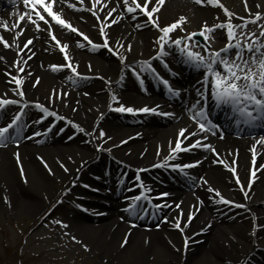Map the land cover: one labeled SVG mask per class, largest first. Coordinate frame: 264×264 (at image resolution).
I'll return each mask as SVG.
<instances>
[{
    "label": "bare ground",
    "instance_id": "1",
    "mask_svg": "<svg viewBox=\"0 0 264 264\" xmlns=\"http://www.w3.org/2000/svg\"><path fill=\"white\" fill-rule=\"evenodd\" d=\"M242 1H244L243 4H240L239 0H227L228 3L223 2V6L240 17H245L247 12L254 14L259 11L256 4H259L261 9L264 8V0H247V10L245 0ZM72 2H75V0H72ZM109 3L115 6V0H109ZM84 4V9H79V5V10L61 5L60 8L55 10L60 11L63 9L66 14L65 18L70 19L75 27L86 33L93 41L100 42L99 27L103 25L87 10L91 6L90 0H84ZM156 6L159 10L158 13L154 14V17L160 26L170 24L181 16L188 17L191 21L189 25L188 19L183 22L184 31L177 29L171 33L170 35L173 38L186 33L190 29L199 31L204 22H207L208 25L223 22V16L218 13L219 11H215L214 7L208 4H198L195 0H165L162 5ZM24 11L29 12L30 9L24 8ZM20 15V10L16 7L5 12L1 21H6L10 25L17 22ZM33 18L35 19V17ZM102 18L103 13H101ZM144 21L145 17L143 15L138 16L136 21L131 20L130 16H125L119 22L105 29L110 42L114 45L117 40L132 45L131 52H128L126 48L121 49L122 54L127 56L125 63L138 60L144 56L149 57L150 48L153 47V43H150V41H156V37L160 34L159 30L154 29L152 25H145L142 28L135 27L137 23ZM25 23L27 22L20 21L21 26ZM39 23L43 28V22ZM52 32L61 43L67 42L69 45L67 51L74 58V62L78 63V72L83 75L102 74L108 83L117 80L120 69L124 65L120 63L115 55L109 57L105 54L106 52L101 51L98 56H95L96 54H91L92 48L87 45L83 47L84 51H82L75 43L76 40L82 39L81 37L54 24H52ZM218 32L223 35L222 30H218ZM0 34H3L5 38H9L11 43L10 37L13 35L11 31L0 28ZM28 36L36 38L30 46L32 52L35 53L31 56V59H27L31 55L27 50L20 53V58L27 60L26 71L31 73V76H25L22 85L26 94L25 99L39 100L59 115L75 118L81 122L82 126L89 125L90 128L99 118L109 114L110 95L108 94V88L102 91L100 87H103V85L101 83L94 85L95 90L89 88L92 91V98L84 101L82 96L78 95L82 92L77 87V81L72 85L73 82L67 80L69 75H73V79H79L80 77L74 76L67 68L53 69L49 67V65L65 63L63 54L60 52L59 47L55 45V42L51 40V36L45 31H36L33 25L27 23L25 32L17 38L20 47H23V41ZM141 41L145 42L144 46L140 45ZM116 46L118 47V45ZM168 49L170 48H166V50ZM97 50H100V48ZM0 55L6 58L3 62H0V95L6 94L7 97L19 99L12 91L15 88L14 83L5 74V69L9 72L13 71L7 66L14 59H17L16 49L4 48L0 45ZM113 56L116 57V60L113 59ZM177 56H180V54ZM89 63L93 68H86ZM21 75L24 74L21 73ZM36 77H39L40 81L33 87ZM199 78L188 80V90L182 87L179 82L175 83L174 86L180 89L181 94L187 99H191L196 95V89L200 86L199 82L201 80ZM125 85L128 89L119 96V101L125 105L136 107L134 104L137 103L128 93L130 92L128 90L145 91L129 79L126 80ZM53 89L66 92L67 95L55 102L49 101L48 97ZM209 97L210 94L207 98ZM65 100L67 103H65ZM154 104L160 106V112L167 108L164 104H158L157 102L148 103L147 105L152 106ZM5 108H9V106ZM28 108L25 112L27 116L35 114L34 111L40 113L39 110L31 106ZM179 117L181 119H175V121H169L168 123L156 121L148 123L142 128L135 127L132 131L133 136L129 139L126 136L132 134L131 132L121 136L117 126L109 123L106 135L110 136L111 140H107V143L102 145V149H108L106 153H103V150L97 151L96 147L94 148L90 135L73 136L63 124L59 127V129L64 128L63 133L56 129L59 134H53L47 146H44L40 144V136H32L35 130L40 126L42 128L43 122L34 123L31 126L27 125L23 128L24 136L18 145L16 143L11 144L8 148L0 145V180L3 178L7 183V201L10 203L11 210L19 213L23 211L38 213L41 210L39 208L43 206L42 200H40L42 196L38 198L39 194L36 193L29 195L31 191L24 189L23 185L17 181L16 172L21 179L27 177L30 181L34 180L35 185L36 180H44V186L48 187L47 184L51 182L50 179L58 182L64 179L67 184L73 180L77 181L86 170H94L91 166V159L96 156H100L102 160L111 159L113 155L124 157L127 163L133 166L132 170L135 172L137 169H149V164L156 163L167 154L169 141L171 140L174 143L176 133L180 127L194 128V122L190 121L188 117L184 115ZM7 119L5 118L3 123ZM136 133H139V135H136ZM258 138L248 135L227 134L221 139L218 135L212 136L209 134L207 142H210L216 148V151L220 154L219 157L206 149L193 148L188 152L178 153L177 158L168 161V163L188 164L199 160V164L186 168L184 171L192 173L195 168H199V177H204L208 183L206 185L203 181L198 180L192 191H185L180 186H172L169 190H166L165 192L170 195L164 197V200L171 203L172 210L167 215V221L157 230L131 227L115 217L112 218L108 213L107 216H104L107 221L98 224L96 227L83 221L77 214L61 221L62 224L58 223L59 227L66 229L69 233L76 234L85 229L82 226H89L91 240L98 241L97 245L100 247L96 248L101 256L108 259L109 264H185L190 256L193 257L196 248H198V251L195 254L198 255L193 260V264H245V261H247V264H253L250 259L256 258L264 249V231L257 230L253 235L252 225L254 222L250 217V212L258 217L264 216V169L255 171L254 175L250 174L253 168L251 145ZM191 139L190 137L189 141H185V143L190 142ZM121 140H126V143L120 144ZM158 145L160 148L159 156L157 155ZM16 147L19 148L17 151H15ZM17 154L19 162L17 161ZM219 159L229 163L230 168H225L217 162ZM233 161H235L234 164ZM111 162L113 165L114 162ZM261 163H264V149L259 150L255 167L258 168ZM233 167L240 178L241 184L245 186L248 199H245V194L240 191V187L235 183L236 177L233 176L231 171ZM249 179L252 180L250 187L247 183ZM209 185L219 189L221 194L227 198L233 199L237 203L246 204L248 207L242 209L219 203L213 198L214 194L208 191ZM4 204V199L1 198L0 211H2ZM176 204L180 205V211L176 209ZM189 211L195 213L191 221L187 220ZM216 213L217 216L214 217ZM124 216H127V213ZM178 216L181 218L180 223L183 232L173 226ZM257 222L264 223V220ZM185 223L187 227H184ZM202 228L203 231H201ZM185 237L188 238L187 244H185ZM90 243L95 244L92 241ZM255 263L262 264L260 259Z\"/></svg>",
    "mask_w": 264,
    "mask_h": 264
},
{
    "label": "snow or ice",
    "instance_id": "2",
    "mask_svg": "<svg viewBox=\"0 0 264 264\" xmlns=\"http://www.w3.org/2000/svg\"><path fill=\"white\" fill-rule=\"evenodd\" d=\"M195 2L198 4L219 5L228 18L223 22H217L212 25H208L207 22H204L198 32L189 31L183 37L176 36L173 38L170 34L175 30L179 29L180 31H184L182 24L187 18L181 16L174 22L160 27L154 14L158 13L159 10L156 5H162L163 0H115V6H112L109 3V0H90L91 6L87 8V10L103 25L99 27L100 42H96L79 28L75 27L70 19L65 18L66 14L63 9L60 11L55 10L56 8H60L61 5L73 10L84 9V0H75V2H72V0H24V6L30 9L29 12L22 13L18 17L17 22L11 23L10 25L6 21H0V28L13 33L10 37L11 43L9 42V38H5L3 34H0V45L4 48L16 49L17 59H14L12 63L7 66L13 71L9 72L5 69V74L9 77L10 81L14 83L15 88H13L12 91L17 97H19V99H17L7 97L6 94L0 95V110H3L7 105L19 106L12 118L6 124H3V126H0V145H5L9 140L17 145L20 143L22 129L27 126L22 117L29 106L39 110L41 113L34 123L39 124L49 117L52 118V122L48 124L47 128L34 131L32 136H40L42 133L47 134L51 132L56 122L59 120L66 121V123L76 129L77 132L85 133V129L81 125L65 116L59 115L56 111L50 110L45 103H41L39 100L25 99L26 94L22 85L25 76H31V73L26 71L25 65L27 60L20 58V53H24L27 50L28 53H31L27 59H31V56L35 55V53L32 52L30 46L36 37L28 36L26 40L23 41V47L18 45L17 38L21 37L25 32L27 23L33 25L36 31L47 32L51 36V40L55 42V45L59 47L60 52L63 54L65 63L49 65L50 68H67L72 74H74V76L87 78L78 72V63H75L74 58L69 55V52L67 51L69 45L67 42L61 43L56 35L53 34L52 24H55L82 38L75 41L77 47L83 48L87 45L93 49L104 48L115 55L120 63L124 65V68L120 69L121 80L124 77L125 69H127L139 81L142 90L147 91L143 88L144 75L151 73L167 89V94L173 98L178 97L181 90L174 88L170 85L168 79L160 76L159 73L156 72L151 61L168 55L169 53L166 51V48L174 47L181 54L182 63L190 64L195 69L203 71L201 81L199 82L200 86L196 89V96L198 99L186 106L189 120L194 122V128H189L187 126L180 127L176 133L174 143L171 140L169 141L167 154L158 162L149 164L148 168H170L173 171L179 170L182 174L187 176L189 180L195 183L197 178L189 176L184 170L199 164V160L188 164L168 163V161L177 158L178 153L188 152L193 148L206 149L215 153L216 156L219 157L220 154L216 151V148L207 141L209 139V134L212 136L217 135L215 130L219 129L221 125L216 124L210 118V111L204 106L206 103V96L210 94V97L218 105L230 106L235 113L233 122L237 126L245 125L251 128L258 123L264 126V19H262L264 13L257 11L247 18L237 17V20L240 22L233 23L232 18L235 14L225 8L220 0H195ZM260 7L261 6L257 4V8ZM121 8H123V10H121ZM245 8L247 10V0H245ZM101 13H103L102 19ZM140 15L145 17V21L137 23L135 25L136 28H142L145 24H149L159 29L160 34L156 37V44L154 45L157 50L152 56L148 57V59L134 60L131 63H125L127 56L126 54H122L121 49L126 48L128 52H131L132 45L126 42L122 43L119 40H117L114 45L110 42L108 33L105 29L110 27V25L119 22L125 16H130L131 20L136 21L137 17ZM33 17H35V19ZM20 21H25L27 23L21 26ZM38 21L43 22V28ZM249 23L256 25L259 35H256L253 31L247 30ZM217 30H222L225 39L222 45L213 47L215 36L210 34ZM196 37H202V40L196 39ZM116 45H118V47ZM5 59L4 56L0 55V62H3ZM161 62L165 68L168 67L167 61L161 60ZM88 67L91 69L90 63ZM21 73L24 75H21ZM171 74L175 75V73ZM67 80L76 83L73 79V75H69ZM39 81L40 78L36 77L33 87H35ZM205 90L208 91L206 92ZM66 95V92L53 89L49 94L48 100L55 102ZM65 103H67L66 100ZM159 107L160 106L156 104L152 106L145 104L136 107L125 105L119 101V97L115 93L110 95L108 103L109 110L120 113L133 115L158 114L181 119V117L176 116L175 113L160 112ZM73 111H75V109H73ZM100 115L102 116V113ZM63 131L64 128L61 127L59 132ZM95 132L96 128L94 127L91 132L87 134L93 135ZM73 135H75V132ZM136 135H139V133H136ZM190 137L192 138L191 141L185 143V141H189ZM220 138L223 139L222 133L220 134ZM99 139L100 142L95 145L97 151H108L106 148L102 149V145L105 140H111V137L107 136L102 128L99 129ZM119 143L124 144L126 143V140H121ZM113 146L115 147L116 145ZM260 149H264V135L255 139L254 143L251 145L253 168L250 174L252 175H254L255 171L264 169V163L259 164L258 168L255 167L256 157ZM159 154L160 148L158 145L157 155L159 156ZM141 155H143V153H141ZM17 161L19 162L18 154ZM217 162L221 163L225 168H230L229 163L225 162L223 159H219ZM119 163L124 164L123 161H119ZM232 163L234 164L235 161ZM128 167L131 166L129 165ZM142 171H147V168L137 169V174L133 177L135 183L132 184V188L139 187V192L134 197H125V199L131 201L125 210L130 211L132 215H136L137 212L147 211L146 208L139 206L138 202L141 201H146L156 210H159L162 207H168V203L163 200L157 204L152 203V196L148 195L149 193H152V189L141 180L139 173ZM231 171L233 176L236 177L235 183L240 187V191L245 194V199H248V195L245 193V186L241 184L235 168H231ZM198 179L207 185L208 182L204 177H199ZM72 183H75V180H73ZM247 183L250 187L252 180L249 179ZM85 187H88V185H85ZM128 190L130 191L131 188ZM65 191H67V189H65ZM208 191L214 194L213 198L219 203L240 208L248 207L246 204L237 203L233 199L227 198L225 195L221 194L219 189L213 188L210 185L208 186ZM169 195L170 194L167 192L155 193L157 199ZM77 207L82 206L77 205ZM175 207L180 211L179 204H176ZM193 207L195 208V206ZM194 214V211H189L187 214V220L191 221ZM250 217L254 222L252 225L253 235H255L257 230L264 231V223L257 222L264 220V216L258 217L250 212ZM164 219L167 220L168 217H164ZM180 219V216H178L174 221L173 226L183 232ZM57 223L62 224L63 222L57 221ZM157 227H159V225H157ZM184 227H187L186 223ZM201 231H203V228ZM72 239H75V237ZM187 243L188 238L185 237V244ZM245 264H247V261H245Z\"/></svg>",
    "mask_w": 264,
    "mask_h": 264
},
{
    "label": "rangeland",
    "instance_id": "3",
    "mask_svg": "<svg viewBox=\"0 0 264 264\" xmlns=\"http://www.w3.org/2000/svg\"><path fill=\"white\" fill-rule=\"evenodd\" d=\"M220 2L221 4H223V2L226 4L228 3L227 0H220ZM239 3L242 4V1L240 2L239 0ZM214 6L219 10L221 9L219 5ZM260 11L264 12V9ZM223 17L225 20L228 18L225 12ZM234 17L235 16L232 18L233 23L240 22ZM186 18L188 19L187 22L189 25L191 21L188 17ZM248 25H251V23ZM188 31L193 30L190 29ZM193 32L198 31L194 30ZM214 36L215 41L213 46L217 44L219 39L222 40V35L214 34ZM141 45H143V43H141ZM86 68L89 69L88 67ZM91 79L82 81L84 84L83 86L86 87L83 89V94H80L84 101H88L92 98L89 97V94L92 92L89 88L95 90V87L93 86L101 83V81H98L95 78L94 80L93 78ZM86 90L88 91L85 92ZM85 93H87L88 96L84 95ZM68 126L73 128L71 125ZM86 127L89 130L90 126L88 125ZM96 162L97 164H100L103 161L98 158ZM117 164L120 165L119 162ZM19 167L21 166L19 165ZM16 176L17 181L23 185V188L31 191L29 195H34L33 193H36L37 195L39 194L38 198L42 196L40 200H42L43 206L39 208V210H41L38 213H29L26 211L19 213L15 210H11L10 203L7 201V183L3 178L0 180V199L3 198L5 203L2 211H0V264H109L108 259L101 256L96 248L100 247L97 245L98 241L91 240L92 236H90L91 232L88 230L89 226H82L85 229L76 234H72L67 232L66 229L58 227V225H52L51 216H54V221L56 219L61 220L62 218H65V212L69 208L67 206L71 205L66 201L65 204L61 206V195L65 198L69 193L66 192L65 189H73L77 186V182L68 185L67 181L64 179L60 182L50 179L51 182L47 184L48 187H45L43 183L44 180H41L38 177L37 179L39 180H36L35 185L34 180L30 181L27 177L21 179L17 172ZM97 199L98 197L95 196L94 200ZM92 209L94 208L92 207ZM90 210L91 209L84 212L85 214L82 215L83 218L81 219H83V221L86 220L87 223H90L95 227L98 224L107 221L94 216L92 214L93 211ZM73 237H75V239H72ZM90 241L95 244H91ZM197 251L198 248L195 249L193 257L190 256L185 264H193V260L196 255H198L195 254ZM255 259H258V257Z\"/></svg>",
    "mask_w": 264,
    "mask_h": 264
}]
</instances>
